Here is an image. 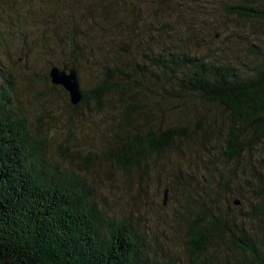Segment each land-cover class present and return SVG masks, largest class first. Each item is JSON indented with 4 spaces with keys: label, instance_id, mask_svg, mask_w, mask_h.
<instances>
[{
    "label": "rangeland",
    "instance_id": "obj_1",
    "mask_svg": "<svg viewBox=\"0 0 264 264\" xmlns=\"http://www.w3.org/2000/svg\"><path fill=\"white\" fill-rule=\"evenodd\" d=\"M254 1L0 0V59L17 78L14 110L43 141L48 164L86 177L99 207L109 216L129 219L158 260L191 264L187 221L204 211L203 205L233 217V231L264 233V195L254 194L251 177L264 170V146L238 162L222 157L216 137L204 151L195 117L214 119L223 131L226 115L202 105L177 110L165 102L160 112L167 121L186 125L183 112L194 114L192 138L125 177L107 158L122 104L117 94L107 96L99 110L85 100L73 111L65 91L51 89L44 74L52 66L74 65L81 89L88 90L105 66L117 67L128 76L122 85L126 94L156 95L151 74L138 71L136 83L130 73L137 65L154 69L150 60L159 54L175 50L220 64L249 61L247 48L264 39V26L236 19L225 9ZM197 192L207 193L203 204L195 200ZM204 255L206 264H252L218 236Z\"/></svg>",
    "mask_w": 264,
    "mask_h": 264
},
{
    "label": "trees",
    "instance_id": "obj_2",
    "mask_svg": "<svg viewBox=\"0 0 264 264\" xmlns=\"http://www.w3.org/2000/svg\"><path fill=\"white\" fill-rule=\"evenodd\" d=\"M225 10L236 19L264 26V0ZM247 54L249 61L238 64H220L175 50L159 54L150 60L154 69L137 65L130 73L133 79L142 72L151 74L158 92L150 97L126 94L122 85L128 84V76L117 67L105 66L92 88L81 89L80 103L69 108L74 111L89 100L99 110L107 96L117 94L122 104L107 158L125 177L192 138L189 125L194 114L186 109L183 115L189 123H172L160 112L166 103L176 109L202 105L224 113L223 131L215 128L214 119L195 115L194 122L201 126L196 129L204 151L216 137L222 157L238 162L246 152L264 146V39L250 44ZM63 65L77 71L74 65ZM49 69L44 80L51 85ZM16 80L0 59V264H177L172 258L158 260L129 219L109 216L99 207L86 177L48 164L43 141L31 134L27 120L14 110ZM251 177L256 182L254 194L264 195V170ZM206 195L197 192L194 197L203 204ZM201 207L205 210L187 221L191 264H206L204 253L215 236L226 238L252 264H264V233L233 231V217ZM261 217L264 220V213Z\"/></svg>",
    "mask_w": 264,
    "mask_h": 264
},
{
    "label": "water",
    "instance_id": "obj_3",
    "mask_svg": "<svg viewBox=\"0 0 264 264\" xmlns=\"http://www.w3.org/2000/svg\"><path fill=\"white\" fill-rule=\"evenodd\" d=\"M48 77L51 85L59 86L68 94L69 102L72 106L80 103L82 99V90L79 85L77 71L63 65L60 67H50ZM165 203V200H164ZM238 201H234L238 205Z\"/></svg>",
    "mask_w": 264,
    "mask_h": 264
}]
</instances>
